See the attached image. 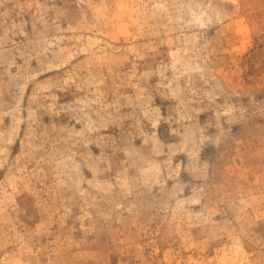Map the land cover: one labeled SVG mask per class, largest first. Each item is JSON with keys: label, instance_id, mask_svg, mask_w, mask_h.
I'll use <instances>...</instances> for the list:
<instances>
[{"label": "rangeland", "instance_id": "obj_1", "mask_svg": "<svg viewBox=\"0 0 264 264\" xmlns=\"http://www.w3.org/2000/svg\"><path fill=\"white\" fill-rule=\"evenodd\" d=\"M0 264H264V0H0Z\"/></svg>", "mask_w": 264, "mask_h": 264}]
</instances>
